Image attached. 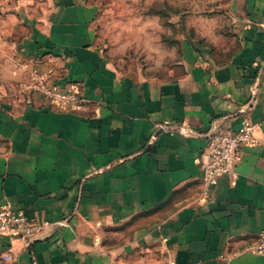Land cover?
Here are the masks:
<instances>
[{"label":"crops","instance_id":"crops-1","mask_svg":"<svg viewBox=\"0 0 264 264\" xmlns=\"http://www.w3.org/2000/svg\"><path fill=\"white\" fill-rule=\"evenodd\" d=\"M222 8L234 46L184 42L162 77L101 46L88 0H0V205L68 221L0 236V264H264V0ZM33 72L81 101L31 95ZM242 120L259 143L203 199L206 134Z\"/></svg>","mask_w":264,"mask_h":264},{"label":"rangeland","instance_id":"rangeland-1","mask_svg":"<svg viewBox=\"0 0 264 264\" xmlns=\"http://www.w3.org/2000/svg\"><path fill=\"white\" fill-rule=\"evenodd\" d=\"M88 1L96 6L101 46L135 60L147 73L167 77L177 71L187 41L211 49L234 46L225 38L232 32L222 8L227 0Z\"/></svg>","mask_w":264,"mask_h":264},{"label":"built area","instance_id":"built-area-1","mask_svg":"<svg viewBox=\"0 0 264 264\" xmlns=\"http://www.w3.org/2000/svg\"><path fill=\"white\" fill-rule=\"evenodd\" d=\"M30 89L44 96L48 103L55 104L62 109H72L81 101L76 86L58 87L51 84L45 75L38 72L31 74ZM257 83L252 90V98L243 113L254 101ZM264 121V119H263ZM262 121L242 120L237 130L225 129L222 124H215L207 132V145L201 158V197L210 196L211 188L223 176H234L238 162L239 151L243 146H252L259 143L255 135ZM67 220L58 222L39 221L31 218L24 212L16 210L9 204L0 205V236L35 238L43 236L45 231L55 226L62 227ZM257 254H264V233L259 242L249 248Z\"/></svg>","mask_w":264,"mask_h":264}]
</instances>
